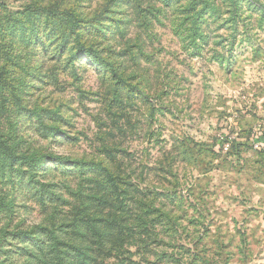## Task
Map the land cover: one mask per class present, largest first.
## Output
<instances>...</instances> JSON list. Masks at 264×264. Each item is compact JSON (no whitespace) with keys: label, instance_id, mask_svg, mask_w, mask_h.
I'll return each instance as SVG.
<instances>
[{"label":"rangeland","instance_id":"rangeland-1","mask_svg":"<svg viewBox=\"0 0 264 264\" xmlns=\"http://www.w3.org/2000/svg\"><path fill=\"white\" fill-rule=\"evenodd\" d=\"M0 138V264H264V0H0Z\"/></svg>","mask_w":264,"mask_h":264},{"label":"trees","instance_id":"trees-1","mask_svg":"<svg viewBox=\"0 0 264 264\" xmlns=\"http://www.w3.org/2000/svg\"><path fill=\"white\" fill-rule=\"evenodd\" d=\"M36 10L38 11V14L40 16H43V17H48L49 19H51L52 17H61L62 19L63 18H68V21H72L73 20V15L72 13L70 12L69 9H56L54 6H52L51 4L49 5H45V6H36ZM66 37V36H65ZM79 41V40H77ZM85 49V48H84ZM86 53L88 55V57L90 59H93L94 61H96L97 63H100L101 60L97 59V55L94 51L90 50V49H87L86 50ZM0 148L7 154V156L10 158V159H14L16 157L15 155V152H14V148L10 147L6 141L2 140L0 138ZM109 173V172H108ZM107 173V178H112L111 176V173L108 174ZM16 236H21V235H25V232H16L15 234ZM36 235V234H35Z\"/></svg>","mask_w":264,"mask_h":264}]
</instances>
